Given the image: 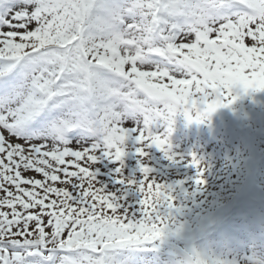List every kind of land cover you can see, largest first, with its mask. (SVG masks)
I'll return each instance as SVG.
<instances>
[{
	"label": "snow or ice",
	"instance_id": "obj_1",
	"mask_svg": "<svg viewBox=\"0 0 264 264\" xmlns=\"http://www.w3.org/2000/svg\"><path fill=\"white\" fill-rule=\"evenodd\" d=\"M261 90L264 0H0V264H149L207 184L197 153L193 181L167 182L151 150L179 159L177 116Z\"/></svg>",
	"mask_w": 264,
	"mask_h": 264
},
{
	"label": "rangeland",
	"instance_id": "obj_2",
	"mask_svg": "<svg viewBox=\"0 0 264 264\" xmlns=\"http://www.w3.org/2000/svg\"><path fill=\"white\" fill-rule=\"evenodd\" d=\"M31 175H37V174H35V173L33 172V173H31ZM40 177H42V176H38V175H37V178H40ZM57 186H61V185L58 184Z\"/></svg>",
	"mask_w": 264,
	"mask_h": 264
},
{
	"label": "bare ground",
	"instance_id": "obj_3",
	"mask_svg": "<svg viewBox=\"0 0 264 264\" xmlns=\"http://www.w3.org/2000/svg\"><path fill=\"white\" fill-rule=\"evenodd\" d=\"M40 178H42V177H40Z\"/></svg>",
	"mask_w": 264,
	"mask_h": 264
}]
</instances>
